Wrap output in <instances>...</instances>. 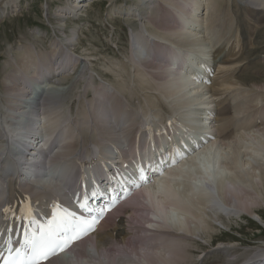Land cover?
<instances>
[{
  "label": "bare ground",
  "instance_id": "6f19581e",
  "mask_svg": "<svg viewBox=\"0 0 264 264\" xmlns=\"http://www.w3.org/2000/svg\"><path fill=\"white\" fill-rule=\"evenodd\" d=\"M23 1L25 0H0V22L7 15L17 11L16 9L22 5ZM92 1L95 2L94 0L84 3H82L83 0H67L68 6L61 14L64 19L73 17L71 19L77 21L75 15H78L83 7L92 6ZM105 1L112 5L117 2L116 0ZM232 1L234 13L235 10L239 11L241 8L246 10V13L241 14V18L235 13L239 21L241 19L245 22L250 21L251 27L246 28V31L238 28V32H226L224 34V29L219 26L224 17L218 21L219 23L211 22L216 14L218 16V11L216 12L214 9H212L214 10L212 11L213 17L204 21L203 16L211 13L212 0H138L137 5H131L128 8L119 7L117 15L120 17L125 14V17L136 18L143 26L149 22L154 29L163 34V38H154L141 27L138 31L131 32L130 36V60L133 63V69L139 70L138 80L146 83L152 82V90H156L157 93H154L167 106L169 115L160 119L157 118L156 113L157 111L163 112L159 111L158 106L156 107L157 111L152 108L157 100L155 95L153 98H148L145 107L142 105L140 107L132 102V97H136L133 92H130L132 95L129 99L124 98L119 93V90L128 91L131 87L127 88L120 85L118 90L117 88L114 90L110 88V85L102 83L98 85L94 83L92 86L87 84L86 87L93 88L94 98L91 103L89 100L85 102L84 104L88 108L83 104L85 109L83 107V110H80L74 118L71 107L62 106L63 102L61 101H64L62 98L60 99L62 90L58 87H62L61 84L72 79L73 81L70 83L76 84V79L81 80L87 76L85 68L80 70L82 72L75 69L79 65L82 66L85 59L83 58L82 61V58L76 57L77 55L75 56L72 51L73 46L71 45L76 41L78 32L72 30L71 36H68L71 47L66 46L65 43H60V40L57 39L50 45L53 48L50 50H37L35 44L29 46V51L27 50L28 52L20 57L18 65L14 67L12 65L10 73L5 75L4 91L2 89L0 96V217L2 212L5 217L6 214L13 215L3 220L0 218V232L3 237L6 234L3 232L5 228H12L13 226L17 229L21 216L30 207L34 208L39 218L50 213L52 206L57 202L70 208L75 202L73 196L77 195V192L74 190L79 182L74 171L75 169L83 171L84 164L95 156L109 157L110 161H124L125 156H131L129 155L131 145H135L138 140L144 141L142 138L144 139L146 134L150 138V144L143 142L146 149L153 153H159L160 150L153 148L151 142L156 141L152 129L160 127H163L169 135L166 139L159 137L161 148L170 140L189 142L188 134L194 139L203 138L206 140L209 134L214 133L215 126H217L216 140L208 145L204 144L202 150L200 149L193 156L188 154V159H186L187 156L184 157L174 167H170L169 164L164 174L159 171L155 177V182L167 175H170L171 178V181L162 180L164 181L161 187L163 196H160L156 190H151L150 184H154V180L150 179L147 183H142L141 189L143 190L138 195L141 200L129 201L115 212L123 211L124 216L114 217V213L98 226L97 231L89 240L91 243L86 245V242L84 244L86 247L81 246L84 247L82 250L75 248L68 258H59L49 264H191V255L193 254L191 250L196 251V249L191 248L188 244L193 243H189L192 237H200L202 224H206V222L213 224L214 220L219 223L222 218L220 215L231 217L241 216L243 213L253 215L257 219L260 218L261 221L264 220L260 215L261 210L256 209L261 207L262 200L260 197L264 192V179L260 178L258 182L255 179L256 191L252 188L249 189L242 184L249 174L239 170L244 169L243 165L246 166L244 158L250 154H244L249 147L244 145V141H239L240 138L249 137L251 140L247 143L254 149L248 159L251 165L256 166L259 150L264 152L263 142L259 139L264 138V104L253 111L256 117L252 115V112L246 115L247 111H251L250 108L246 109L245 114L236 116V106L242 103L243 98L238 96V103L232 101L234 96L229 98L227 95L223 98L229 91L233 89L237 91V86H247L250 85V82L252 84L251 89L264 90V73L261 72L264 71V58H259V66L255 65L261 74L244 75L253 65V61L248 62L243 67H235V65L247 60L243 53L253 45V39L264 28V12L260 9L264 7V0ZM215 2L218 1L215 0ZM206 4L207 13L204 14ZM166 6L171 9L167 11ZM213 7L215 8L216 4ZM114 14L116 15L115 12ZM211 26L212 30L208 31ZM178 27L192 33H197L196 31L202 33L203 30H206L211 35L210 38L206 35V39L209 40L215 36L218 38L223 36L220 43L216 40L214 42L210 40L209 43L211 45L214 43L221 44L223 40H226L224 47L215 48L212 51L211 48H208V41L205 39V41L200 40L201 48L199 51H195L191 46L198 44V40L196 43H192L190 38L182 39L186 44L182 41L177 43L173 40V34ZM221 29L223 30L222 36L218 32ZM216 32L219 35H216ZM235 32L237 33L235 34ZM197 35L202 39L200 34L197 33ZM153 39L155 40L153 41ZM154 47L161 52L164 51L162 60H156L158 52H152ZM213 65H215V69L209 76L208 71L213 68ZM22 68H25L26 71ZM72 72L73 75L71 76L70 73ZM180 76L189 78L190 82L195 83L194 86L208 87L206 91L205 89L200 91H205V94L209 93L210 97L215 98L214 101L222 97L219 102L217 101L216 108L213 106L211 109H204L205 101H203L202 105L199 106L203 107L204 116L198 112L197 118H194L193 109L189 111L188 108L197 101L183 100L182 104L177 106L178 102L188 97L187 95V97L182 98V91L183 89L186 90L185 86L187 85L177 84L171 80V77ZM195 76H198L200 80ZM207 79H209L210 85L206 83ZM47 82H49L47 87L49 84H53L52 91L47 92L45 85L39 92L42 84ZM180 92H182L181 95L176 96ZM135 93L137 92L135 91ZM195 95L198 96L199 100L203 97L198 93ZM34 105L36 110L32 107ZM185 108L187 110H184ZM183 112H186L187 115ZM231 112H235V116L238 117L237 122L233 124H231L233 120L231 119L233 117ZM161 116H165V114L158 117ZM190 116L194 122H191ZM241 117H244L245 120L251 119L249 123L250 133L244 132L247 135L242 134L237 137L236 133L239 131L234 132L233 126L239 125L238 121ZM171 119L180 122L187 128H192L194 132L185 131L184 127L179 124L175 125V122H169L167 126ZM224 123L231 124L232 127L230 128L232 129L225 127ZM246 123L248 122L240 124ZM172 128L174 135L171 131ZM229 132L234 134V138ZM259 134H262L261 137L257 136ZM56 142L58 144H55ZM36 143L38 146L47 147V152H39L38 147L34 149L31 145L37 146ZM136 149L137 147H135ZM136 153L139 158L148 154L140 150H136ZM226 153H231L232 158L228 157L235 166V169L229 174L221 169L224 166L222 162L226 158ZM175 154L176 150L173 149V152L166 154V158L171 159ZM190 158H192L191 162L185 164ZM151 161L152 159H150ZM183 164L185 165L182 168L179 167ZM233 164L231 163V166ZM46 165L50 173L56 174V178L44 175L47 169ZM203 167L209 169H202ZM85 170H87V166ZM257 170L260 171L258 167ZM262 170L264 171V169ZM13 171L15 172L14 175ZM138 171L135 170L134 173L129 174H138ZM15 174L22 175L23 181L27 180L28 176H33L32 182L20 185L19 180L14 178ZM91 180V176H86V181ZM181 184L187 186L189 191H192L193 187H197L201 192L193 190V200H191L179 186H174ZM212 190L216 193H213ZM199 200H203V203L200 204ZM134 202L136 203L134 204ZM193 204L196 207H199L198 204L201 206V215L194 210ZM137 205L138 207L140 205L144 208L143 211L147 212L145 216L147 219L140 216L139 221L133 223ZM129 212L133 213L128 215ZM178 212L187 215L191 213L195 217V221H190L188 216L186 218L179 216ZM151 213L158 220L157 222L148 218ZM200 216H203L204 221L201 220ZM142 222L148 228L139 224ZM172 228L179 229L180 233H173ZM12 229L15 230V228ZM143 233L149 234L150 241L146 236H138ZM211 237L214 238V236ZM132 240L135 244L138 240L141 241L142 244L139 246L142 248L139 249L134 246ZM203 254L205 255L200 264H264V248H244L242 252H239L235 246L229 244V246L219 247L213 252L204 249Z\"/></svg>",
  "mask_w": 264,
  "mask_h": 264
},
{
  "label": "rangeland",
  "instance_id": "374dc122",
  "mask_svg": "<svg viewBox=\"0 0 264 264\" xmlns=\"http://www.w3.org/2000/svg\"><path fill=\"white\" fill-rule=\"evenodd\" d=\"M87 1H89V0H85V1L83 0L82 3L87 2ZM94 1L95 2L93 3L94 4L93 6L83 7L80 10V12L78 13V15H75V18L77 17V21H74V19H71L73 17H71V18L67 17L68 19H64V16L61 14V13H64L62 11H65L64 9L68 6L67 0H25L22 2V5H19L20 7L18 9L15 8L17 11H15L14 13H11L10 15H7V17L5 19H3L2 22H0V96L2 95L1 92L3 89V83H5V81H4L5 75L7 73H10V70H12V65H13V67L18 65V63L20 62V60H19L20 57L29 51V49H28V48H30L29 46H31L32 44H35L37 47V50H40V49L41 50H46V49L50 50V49H53L50 45L56 39L60 40V43H65L66 46H70L68 36H71L72 30H75L78 33L76 35L77 36L76 41L73 42L71 45V46H73L72 51L75 54V56L77 55L76 57H78V58L81 57L82 61H83V58L86 59V60L84 59V61L82 62L83 63L82 66L79 65L75 69H77V71H79V72H82L80 70L82 68H85V71L87 72V76L85 78H82L81 80L76 79L77 80L76 84L70 83L71 81H73V79H72L67 83L61 84L62 87H60V86L58 87L60 90H62V94L60 96V99L62 98V100H64V101H61L59 99L61 102H63L62 106H65V107L70 106L71 110H72V115L74 114V116H73L74 118L76 117V114L79 113L80 110H83V107H84V109H85V106L87 107V105L84 104L85 102H88V100H89V102L91 103V101L93 100L94 90L92 87L89 88L86 86H87V84L89 86H92V84L94 85V83L97 85L100 83L105 84V85H110L111 86L110 88H113L114 90H116V88L118 90L119 89L118 87H120V85H124L127 88L131 87V88H129L130 90H128V91L119 90L120 91L119 93L124 98L126 97V99L127 98L129 99L130 96L132 95L131 93L133 92L136 97H132V99H133L132 102L135 105L137 104L136 106L139 105L140 107H141V105H142V107H145L146 102L150 98H153V96L155 95L157 97V100H156V103L154 104L155 106L153 105L152 108L154 110H156V107L158 106L159 111L163 112V113H159L156 110L157 111V113H156L157 118L160 119L163 117H167L169 115V113L167 111V106H166V104H164L162 102L160 97L156 94L157 93L156 90H152V88H151V85H153L152 82L146 83V82H140L138 80V76H139L138 71L139 70L137 68L133 69L134 67H132L133 63L130 60V43H129L131 32H134V31L136 32L141 27L144 28L145 32H148V35L150 34V36L154 37V38L158 37V39L163 38L162 32L159 33V31H157V29H154V27L147 21H146L147 23L143 22L144 24L146 23L143 26L139 23V20L136 18L129 17V16L125 17V14H124V16H121L122 17L121 18L119 15H117V11H119V7L122 6V8H125V7L128 8L131 5L132 6L137 5L138 0H136V1H134V0H119V1L116 0L117 2H115L114 5L110 4L108 1H105V0H94ZM216 1H218V2H215V0H212L213 4L211 7V13L209 15L206 14L207 13V4H206L205 10H204V11H206V12H204V14H206V15L203 16L204 21L213 17L212 11L215 10L216 12L218 11V16H216L217 15L216 14L215 17L212 18L211 22L212 23H219L218 21H221V19H223V17H224L225 20L223 19L219 24V26H221L224 29V34L226 32H233V33H234V31L238 32V28L239 29L242 28V30L246 31V28L251 27L250 21L245 22L242 19L240 21L238 19V16L241 18V14H243L246 11V10H244V8H241L239 11L235 10V13L238 15V16H236V14L234 13L232 0H216ZM134 3H136V4H134ZM214 4H216L215 8L213 7ZM221 8H222L223 12H222ZM166 9L168 11L171 8L166 6ZM212 9H214V10H212ZM260 9H262L264 12V7H261ZM114 12L116 13V15L114 14ZM205 17H206V19H205ZM213 19L214 20L216 19V20L214 21ZM62 24H64V25H62ZM211 30H212V26L210 27V30H208V31H211ZM191 31H194V30H191ZM205 31L204 30L202 31L203 34L196 31L198 34L201 35L202 39H200L199 36L197 35V33H192L189 30L184 31L181 27H178L176 29V32L173 34V40L177 43L179 41H182L183 43H185V41L182 40L185 38H190L192 43H194V42L196 43V41L198 40V44H196V45L193 44L194 46H191V47L195 51H199V48H201V45H202L201 41L202 40L205 41V39L207 37L206 35H208L209 38L211 37V35H209V32L206 31V33H205ZM218 32L220 33V36H222L223 30L221 29V31H218ZM218 32H216V35L217 34L219 35ZM237 32H235V34ZM221 38H218L215 36V37H212V39H210V40L213 42L216 40V42L220 43ZM206 40L208 41L207 42L208 48H211L212 51H214L215 48L216 49L223 48L224 43L226 41V40H223V42L221 44H217V43L215 44L214 43V45H211L209 43L210 40L209 39H206ZM253 42H254L253 45L251 47L247 48L245 50V52L243 53L244 57H246L247 60L238 64V65H235V67L239 68L241 66L243 67V66L247 65L248 62L250 63L253 61L252 62L253 65L250 67V69L248 71H246L244 73V75L247 74L248 76H252L253 74H256V75L261 74V72L264 73V71H261V72L257 71L258 67L255 66V65L259 66L260 63H258V61L260 59L264 58V28L261 31H259V35H257L256 38L253 39ZM254 45H255V48H253ZM21 49H23V50H21ZM228 49H226V50H228ZM212 57H213V55H212ZM127 64H128V66H127ZM205 65H206V63H205ZM214 67H215V65H213V68L209 69V73H208L209 76H210V73L213 72V70L215 69ZM22 69L26 71L25 68H22ZM41 74H42V72H41ZM70 75L72 76L73 72L70 73ZM184 77L185 76H183V77L180 76L177 78L171 77V80L173 82H175L177 84L182 83L184 85H187V86H185L186 90L183 89V91H182L183 93L180 92V93L176 94V96H178V95H181V93H182V98H184L185 96L187 97V95H188L187 99H182L180 102H178L177 106H180L182 104L183 100H190V99L195 100L197 102H195V104L193 105V107H194L193 111L196 114L199 112L201 114V116H204L203 111H202L203 107H200L199 105H202L203 101H205L204 102V104H205L204 109H211V108H213V106H214V108H216L218 102L222 99V97L219 98L220 100L216 99L214 101L215 98L210 97L209 93L205 94V91L207 90L208 87L205 88L206 86L203 87V85H200V87L194 86L195 85L194 82H190V79L187 77H185V78H187L185 80ZM204 78H206V77H204ZM208 81H209V79H207V81H206L207 84H209ZM48 83L49 82L42 84V86L40 87L41 89H39L38 91L40 92V90H42L45 85H46V91L47 92L52 91L51 87L53 86V84H49V86L47 87ZM249 84L250 85H247V86H245V85H240L239 87L237 86V91H236V89H233L232 91H229L228 94L223 96V98L227 95L229 96V98L234 96L233 100H232L234 103L239 102L238 96L243 98L242 103L238 104L236 106V109H237L236 116L241 115V114H245L247 111L246 109L250 108L251 111H249V112L247 111L246 115H248L252 112V115L254 117H256L253 114V111L264 104V92L261 93L264 90H261V89L259 91L256 89L253 90L250 88V86L252 85L251 82ZM71 85H73V86H71ZM75 85H77V86H75ZM97 85H95V86H97ZM63 87H65L66 89ZM202 89H205V91L201 92L200 90H202ZM3 91H4V89H3ZM54 91H56V90L54 89ZM135 91L137 93H135ZM154 92H156V93H154ZM196 93L202 95L203 97L199 100V98H197L198 96L195 95ZM190 94H192V95H190ZM62 95H64V96H62ZM150 95H152V96H150ZM32 96H33V94H32ZM48 99H50V98H48ZM177 100L179 101L178 97H177ZM158 103H160V104H158ZM249 105H250V107H249ZM184 110H187V108H185ZM183 113L186 114V112H183ZM231 113H232L231 116H233L231 118V119H233L231 121V124H233V123L237 122L236 119L238 117L235 116V112L234 113L231 112ZM162 114H165V116L158 117ZM263 117H264V115H263ZM234 118H235V121H234ZM207 119H209V118H207ZM190 120H191V122L192 121L194 122V119L192 118V116H190ZM250 120L251 119L245 120L244 117H241L240 120L238 121L239 125L233 126L234 132L239 131L238 133H236L237 137L239 135H242V134L247 135V133H244V132H248V134L250 133V129H249ZM196 121H198V120L196 119ZM244 122H248V123H246L247 125L246 124H242V125L240 124V123H244ZM224 124H225V127H228V128L232 127L231 124H226V123H224ZM215 125H217L216 122H215ZM228 125H230V126H228ZM243 125H245V126H243ZM216 127L217 126H215V131L213 133L214 135H215V133H217ZM157 129H160V128H157ZM188 129L189 128H187V130ZM230 129H232V128H230ZM236 129H238V130H236ZM162 130H164V129H162ZM241 131H243V132H241ZM229 134H231V132H229ZM261 135L259 134L257 136L261 137ZM231 136L233 137L234 134H231ZM259 139L263 142L262 145H264V138H262V139L259 138ZM213 141H209V142L211 143ZM239 141H244L245 142L244 145L246 147H249L248 149H246L244 154L250 153V154H248V156L246 158H244L246 166H244L241 163V165H243L244 169H239V170L246 171L249 174V176L243 180L242 184L245 185L246 187H248L249 189L252 188L256 191L257 189L255 186V179H257L256 182H258V180H260V178H262V180L264 179V177H263L264 171L262 170V169H264L263 168L264 167V152L262 153V151L259 150V157H258V162H257L256 166L251 165L250 161H248V159L251 157V153L254 151V149H252L253 147L251 145L248 146V144H247L248 141H251V140L248 137L245 139L240 138ZM235 144H237V143H235ZM229 154L226 153V158L222 162L224 164V166H223V168H221L222 171H225V173H228V174L231 173L233 169H235V166L230 159L231 153H229ZM197 155H200V154H197ZM196 156H194V157H196ZM228 156H230V157H228ZM194 157H192V158H194ZM192 158L187 160L185 162V164L191 162ZM231 163L233 164L234 167L231 166ZM185 164H183L179 167L182 168V166H184ZM257 167L259 168L260 171L257 170ZM162 180H165V181L170 180L171 181L170 175L163 177L161 180L156 181L154 184H150L151 190H156L160 196H163L162 191H161V187H162L164 181H162ZM186 181H189V180H186ZM189 182H191V181H189ZM174 186H179V188L182 189V192L184 194L188 195V197L191 200H193L192 199V191L193 190L194 191L197 190V191L201 192V190L197 187H193V190L189 191L187 189L188 187L184 186L183 184L174 185ZM260 189H262V188L260 187ZM262 190H260V191H262ZM262 194H263L262 197H260L262 200L261 207H258L256 209L261 210V213L260 212L259 213L262 216V218L264 219V192H262ZM194 195L196 197V194H194ZM204 197H205V195H204ZM199 202H200V204H202L203 200H201V201L199 200ZM135 203L136 202H134V204ZM193 205L195 207L194 210L197 211L199 215H201V213H202L201 206L199 204H198L199 207H196L195 204H193ZM135 208H137L136 209L137 211L136 212L134 211V216H133L134 218L132 221L133 223H137L139 221L140 216H144V218H146L145 216L147 215V212L143 211L144 208H142L140 205H139V207L137 205ZM132 213L133 212H129L128 215H130ZM123 214H124L123 211H119V213L116 214V217L124 216L125 214L124 215ZM152 214L153 213H151L148 218L157 222L158 220L156 218H154ZM178 215L183 217V218H186L188 216V217H190V219H189L190 221H192V220L195 221V219H194L195 217H193L191 213L187 215V214H184L183 212H181V213L178 212ZM127 217H129V216H127ZM221 217L224 220L223 225L224 226L226 225L225 229L218 226L216 224L217 221H215V220L213 221V224H211L210 222L208 224V222L205 221L206 224L201 225L202 226L201 232L203 233L202 234L200 232L199 236L201 238L200 237L195 238L196 236L192 237V240L189 243H191V242H193V243L188 244V245L191 248L196 249V251L191 250V252L193 253L191 255V260H192L191 264H200L201 260L203 259L204 255H205V254H203L204 249H207V251L213 252L216 249H218L219 247L229 246V244H230V246H235L239 252L240 251L242 252V249H244V248H251V247L256 248V249L264 248V220L261 221L260 218L257 219V217H255L253 215L250 216V215H246L244 213L241 216H231V217L225 216L224 217L222 215ZM200 218H202L201 220L204 221L203 216H200ZM197 219H198V217H197ZM135 220H136V222H135ZM141 220H142V218H141ZM139 224L145 228H148L144 224V222L139 223ZM167 225H169V224H167ZM229 226L232 227L231 232L228 231ZM171 231L173 233H177V234L180 233L179 229H173L172 228ZM138 236H143V237L146 236L149 238V241H150L149 234L143 233V234H140ZM211 236H214L215 239ZM133 239L135 240V238H133ZM209 239H211V240H209ZM134 240H132L133 245L139 249L142 248V246H139V244L140 245L142 244V243H140L141 241L138 240L135 244ZM88 244L89 243H87L86 245H88ZM86 245L84 247H86ZM193 245H194V247H193ZM84 247H79V249L81 248V250H82Z\"/></svg>",
  "mask_w": 264,
  "mask_h": 264
},
{
  "label": "snow or ice",
  "instance_id": "6c2138e0",
  "mask_svg": "<svg viewBox=\"0 0 264 264\" xmlns=\"http://www.w3.org/2000/svg\"><path fill=\"white\" fill-rule=\"evenodd\" d=\"M180 158H183L182 154ZM148 179L141 169L139 180L147 183ZM140 186L141 184H136L137 188ZM116 202L117 200L113 199L107 208L110 209ZM81 207L88 210L86 205ZM105 211L106 209H101L100 216L93 217L91 220L78 219L72 213H65L53 216L46 224L36 222L34 228H26L23 231V243L19 248H8L10 259L5 260L4 264H47L57 254L95 231L94 225ZM11 243L12 241H9V244Z\"/></svg>",
  "mask_w": 264,
  "mask_h": 264
},
{
  "label": "water",
  "instance_id": "95a60500",
  "mask_svg": "<svg viewBox=\"0 0 264 264\" xmlns=\"http://www.w3.org/2000/svg\"><path fill=\"white\" fill-rule=\"evenodd\" d=\"M202 169H209V168H204V167H203ZM210 170H211V169H210ZM211 178H212V177H211Z\"/></svg>",
  "mask_w": 264,
  "mask_h": 264
}]
</instances>
